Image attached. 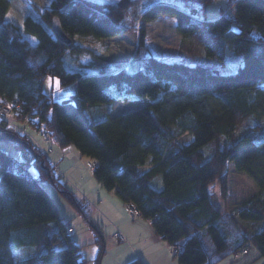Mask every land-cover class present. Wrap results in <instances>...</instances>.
I'll return each instance as SVG.
<instances>
[{
    "label": "trees",
    "instance_id": "trees-1",
    "mask_svg": "<svg viewBox=\"0 0 264 264\" xmlns=\"http://www.w3.org/2000/svg\"><path fill=\"white\" fill-rule=\"evenodd\" d=\"M212 1L51 0L42 9L34 5L40 20L24 19L25 30L37 38L32 43L6 19L10 0H0V106L14 111L19 105L16 120L28 114L24 121L32 130L45 129L48 141L92 158L96 181L124 203L133 202L179 264H218L246 246L264 258V196L253 193L232 209L225 198L229 163L264 190V118L254 119L264 105V0H230L232 16L221 12L208 20L203 14ZM136 14L140 20L175 15L179 51L191 52L196 44L223 63L231 48L244 63L223 73L164 61L149 52ZM54 16L70 44L53 34ZM85 35L101 40L104 50L79 41ZM85 54L90 61L66 66L68 56L74 62ZM47 76L60 86L76 83L75 92L52 100L42 91ZM241 128H257V134L235 137ZM0 131L14 134L19 150L15 157L0 148V264H87L43 182L82 216L97 246L92 263L100 264L106 252L101 229L88 220L86 203L62 179L38 137L3 120ZM210 142L217 144L206 157L201 148ZM215 184L220 199L209 191ZM19 251L25 255L17 259Z\"/></svg>",
    "mask_w": 264,
    "mask_h": 264
},
{
    "label": "rangeland",
    "instance_id": "rangeland-1",
    "mask_svg": "<svg viewBox=\"0 0 264 264\" xmlns=\"http://www.w3.org/2000/svg\"><path fill=\"white\" fill-rule=\"evenodd\" d=\"M94 1L100 3H121L127 0H94ZM50 4H51V0H10L9 7L6 12V19L14 22L18 26L24 37L28 38L32 43H36L37 42L36 36L25 30L24 19L27 16H32L35 19L40 20L39 13H37L36 9H34V5H37L42 9L44 7L50 6ZM221 12H227L228 16H232L230 0H213L211 3L207 5L205 13L203 14V18L208 20L215 19L221 15ZM134 17H135L134 23L136 27L137 28L143 27L145 29L146 45L148 47L149 52L152 55L164 61L167 62L181 61L189 65H195L199 63L210 67L215 66L219 68L223 73L236 71L239 68V66L243 65L244 63L243 56L240 53L235 52L231 48L226 49L224 53L223 63L219 61L215 63L212 60L211 56L205 53L204 51L205 49L204 50L201 49L196 44H194L191 52L179 51V45L182 37L176 27L177 19L175 15H161L155 19H142V20L139 19L140 18L139 14L134 15ZM233 28L234 29L237 28L235 23H233ZM78 39L79 41L90 46L92 49H94L97 52H101L105 48L104 43L94 36L91 35L78 36ZM70 59H71L70 56H68L65 59V64L68 68L74 69L77 67V64L79 62L84 63L90 61L91 56L88 54L82 55L74 62H72V60ZM75 90H76V83H70L66 86H60L58 79L53 76H47L42 84L43 93L50 95L51 99L54 101H61L63 98L69 97L72 93L75 92ZM108 107L109 106H107V108ZM262 118H264V105L256 111L254 116V119L257 121ZM251 123L252 120L251 121L249 120L248 123L249 127ZM9 125L13 127L15 126L18 129H22L24 126L27 125V123L24 120L21 121V119H17L16 121H14V125L13 124H9ZM24 131L34 133V130H32L29 125L26 126ZM242 131H248L250 132V134H253L254 136L257 134V128L253 129V131L251 129L246 130L241 128L235 131L234 136L239 137V135L242 134ZM36 136L38 137V133ZM40 142H41V146L43 145L45 146V144L48 143L46 141H40ZM224 142L225 141L223 139L219 140L220 145H223ZM50 144L54 147H57V145L52 142ZM216 144L217 143L210 142L201 148V150L203 151L206 157H208L211 154ZM67 147L76 149L73 145H69ZM0 148L5 150L12 156L19 157V150L15 145L14 134L10 132L0 131ZM80 155L82 154L80 153ZM84 157L85 160L79 161L78 166H80V164H83L86 160L88 161V163L94 161L92 158L88 156L84 155ZM229 166L231 169L228 178V192L225 195L226 208L232 209L241 200L258 191L261 193L262 196H264V190L260 191L258 189V186L251 177H249L247 174L243 172H237L233 170L231 163H229ZM31 171L33 174H35L34 169H31ZM61 177L63 180H66L63 177V175H61ZM43 184L54 198H57L59 196L51 187H49V185L46 182H43ZM154 184L156 186H160L159 179L156 180ZM209 191L211 193H214V195H216L220 199L221 196L219 194V190L216 184L210 187ZM88 211L89 210L87 209V212ZM74 224L77 230L81 234H83V237L85 236L86 233L91 236L89 229L85 224L81 215L77 216V222H74ZM183 239H181V241L179 242L180 246L182 244ZM93 244L92 247H95L96 245L94 244L95 245L94 246ZM251 249L255 250L253 247H251ZM96 254H97V246H96ZM24 255L25 252L23 251L16 252L15 254L17 259L23 257ZM88 256H90L88 250H81V257L86 258L88 260L87 264H93L92 260L87 258ZM93 258L94 257H92V259Z\"/></svg>",
    "mask_w": 264,
    "mask_h": 264
},
{
    "label": "crops",
    "instance_id": "crops-1",
    "mask_svg": "<svg viewBox=\"0 0 264 264\" xmlns=\"http://www.w3.org/2000/svg\"><path fill=\"white\" fill-rule=\"evenodd\" d=\"M28 133L37 137L36 131ZM47 142L45 146H42L43 149L51 150L48 157L56 166L58 173L63 175L77 197L86 203L89 210L88 220L101 229L106 252L100 264H125L134 258H140L144 264H179L173 257L168 243L153 233L150 222L142 218L131 220L127 215L123 198L114 191L105 189L96 181L92 169L87 165V160L78 166L79 161L85 160L84 155H80L77 149L67 146L54 147L50 141ZM52 198L57 206L60 219L67 220L73 228L75 243L79 246L80 255L81 250H88L90 256L87 258L95 257L96 246L92 243V233L89 230L91 236L86 233L83 237L74 224L80 214L72 209L62 197L52 196ZM116 231L122 233L124 240L113 238L112 234ZM92 244L95 247H92ZM218 264H264V259L249 246L247 256L243 258L231 256Z\"/></svg>",
    "mask_w": 264,
    "mask_h": 264
},
{
    "label": "built area",
    "instance_id": "built-area-1",
    "mask_svg": "<svg viewBox=\"0 0 264 264\" xmlns=\"http://www.w3.org/2000/svg\"><path fill=\"white\" fill-rule=\"evenodd\" d=\"M16 108V109H15ZM15 108L14 111L11 109L10 106H0V120H3L4 122H6L7 124H13L14 125V121H16V114L19 113V111L17 110L19 108V105L15 104ZM23 118L25 121H30V115H23ZM21 131L25 132V128L20 129ZM27 133V132H25ZM49 140V135L48 132L45 129H42L38 132V141L36 142L37 144L39 143V141H48ZM42 151L45 154H49L51 150L46 149V151L41 148ZM88 166L90 168H93L94 166V162H89ZM23 167H26L25 164H23ZM125 209L127 212L128 217L131 220L137 219L140 217V213L138 208L136 207V205L131 202V201H126L125 203ZM60 223L64 225V228L66 230V232L69 234V238L71 241H75L74 235H73V228L72 226L69 224V222L65 219H60ZM113 238L115 239H119V240H124V236L116 231L112 234ZM247 253V249L244 248L241 250V252L239 253L238 257L241 258L243 257L245 254Z\"/></svg>",
    "mask_w": 264,
    "mask_h": 264
},
{
    "label": "water",
    "instance_id": "water-1",
    "mask_svg": "<svg viewBox=\"0 0 264 264\" xmlns=\"http://www.w3.org/2000/svg\"><path fill=\"white\" fill-rule=\"evenodd\" d=\"M51 30H52L53 34L55 35V37L59 41H61L62 43H65V44H70L71 43V39L62 30V28L60 26V22L58 20V17H56V16H54L52 18Z\"/></svg>",
    "mask_w": 264,
    "mask_h": 264
},
{
    "label": "bare ground",
    "instance_id": "bare-ground-1",
    "mask_svg": "<svg viewBox=\"0 0 264 264\" xmlns=\"http://www.w3.org/2000/svg\"><path fill=\"white\" fill-rule=\"evenodd\" d=\"M250 247H251V246H250ZM244 248L247 249V253H246L243 257L247 256V255H248L249 246H246V247L241 248L240 251H238V252H237L235 255H233V256L238 257L239 253H240L241 250L244 249ZM243 257H241V258H243Z\"/></svg>",
    "mask_w": 264,
    "mask_h": 264
}]
</instances>
